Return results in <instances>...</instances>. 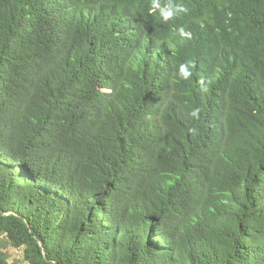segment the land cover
<instances>
[{
  "label": "trees",
  "instance_id": "obj_1",
  "mask_svg": "<svg viewBox=\"0 0 264 264\" xmlns=\"http://www.w3.org/2000/svg\"><path fill=\"white\" fill-rule=\"evenodd\" d=\"M0 264H264V0H0Z\"/></svg>",
  "mask_w": 264,
  "mask_h": 264
},
{
  "label": "clouds",
  "instance_id": "obj_2",
  "mask_svg": "<svg viewBox=\"0 0 264 264\" xmlns=\"http://www.w3.org/2000/svg\"><path fill=\"white\" fill-rule=\"evenodd\" d=\"M153 6H154V7H159V5L156 4V3H154ZM180 11H182V9H179V8H176V9H175V12H176V13H179ZM162 14H163V16H164V19L167 20V19H169V18H171V17L173 16V11H163ZM180 34H181L182 36L187 35V33L184 31L183 28L180 29ZM180 72H181V74H182V76H183L184 78H188V77L191 75L190 71L188 70L187 65H185V64H182V65L180 66ZM191 115H192V116H195V117H198V115H199V109H198V108L195 109V110L191 113Z\"/></svg>",
  "mask_w": 264,
  "mask_h": 264
},
{
  "label": "rangeland",
  "instance_id": "obj_3",
  "mask_svg": "<svg viewBox=\"0 0 264 264\" xmlns=\"http://www.w3.org/2000/svg\"><path fill=\"white\" fill-rule=\"evenodd\" d=\"M8 253H9V256H10V261L13 262V261H20V262H24V255H23V252L22 250H17L13 247H10L8 248Z\"/></svg>",
  "mask_w": 264,
  "mask_h": 264
}]
</instances>
